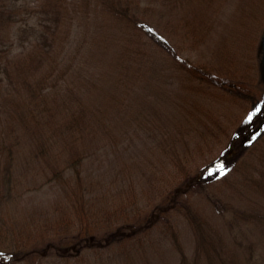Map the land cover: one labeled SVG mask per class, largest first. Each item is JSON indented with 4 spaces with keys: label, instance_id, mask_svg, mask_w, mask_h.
I'll use <instances>...</instances> for the list:
<instances>
[{
    "label": "rangeland",
    "instance_id": "rangeland-1",
    "mask_svg": "<svg viewBox=\"0 0 264 264\" xmlns=\"http://www.w3.org/2000/svg\"><path fill=\"white\" fill-rule=\"evenodd\" d=\"M67 1V18L56 37L72 67L62 64L42 91L33 83L41 94L36 100L27 88L0 82V187L11 148L15 199L0 204L8 224L0 229V260L264 264V141L248 146L258 138L251 139L245 129L250 113L239 101L190 90L185 70L138 24L149 23L179 55L190 54L228 76L236 71L246 85L253 82L249 87L264 104V0ZM36 4L6 0L12 19L0 62L25 55L30 45L25 35L40 28ZM110 5L131 10L136 23H126ZM208 115L230 136L199 150L194 182H182L176 193L168 187L164 195L150 196L141 170L154 171L153 164L165 168L161 142H169L171 130L183 132L197 124L195 118ZM196 130L195 141L200 139ZM244 137L248 140L239 150ZM221 152L228 163L220 164ZM79 186L87 190L83 209L76 197ZM65 220L71 232L84 222L96 224L90 240L65 246L59 232ZM106 222L110 227L103 226ZM121 226L127 229L113 239ZM13 242L24 249L38 245L41 259L10 256Z\"/></svg>",
    "mask_w": 264,
    "mask_h": 264
},
{
    "label": "trees",
    "instance_id": "trees-1",
    "mask_svg": "<svg viewBox=\"0 0 264 264\" xmlns=\"http://www.w3.org/2000/svg\"><path fill=\"white\" fill-rule=\"evenodd\" d=\"M36 4V15L37 21L40 25V28L37 26L32 27L25 38L28 39L29 48H27L25 55L20 58L9 63L7 61L0 62V82L9 88L12 87H22L27 88L31 91V97L36 100L39 97L40 91L44 89L42 87L43 83L48 82L51 78V75L54 74L56 69H59L62 64L67 65L68 68L72 67L70 62L66 61V54L62 52V50L58 49V45L60 43V39H57L56 34L58 32L60 23L67 18V0H35ZM105 4L109 5L107 2ZM110 10H113L116 15L120 16L121 19H125L126 23H136L137 15L131 12L128 8H117L114 5H110ZM12 19V13L8 9L6 5V0H0V46H2L4 42V33L7 25L10 24ZM26 25L27 22H25ZM142 30H144L146 34L149 35V40H153V43L162 47L169 55L173 57L174 62L177 64L178 68H183L189 80L192 82L190 86V90L195 92L202 93V96L207 97V95L216 96L218 99L221 97H228L231 101L244 104V111L249 112L250 115L248 117L246 123V130L249 131L252 137L257 136L254 141H249L248 146L250 145L253 149L258 146L256 145L262 138L264 141V104H260L259 99L253 93L251 85L253 82H250L248 85L247 80L244 78L238 79L236 71H231L233 73H229L228 76L225 72H221L218 69L216 70L214 66L209 64H205L201 61H193L190 57V54H177V49H174V44H170V42L163 37L162 34L154 33V29L149 23L145 21L138 22ZM26 28H23L25 31ZM1 49V47H0ZM57 54H62L63 58ZM222 70V68H221ZM40 72L41 74L37 75ZM15 73V74H14ZM52 81V80H51ZM33 83H35L40 89L39 94L36 93L33 87ZM13 89V88H12ZM247 103V105L245 104ZM263 105V106H262ZM208 114V113H207ZM195 118V117H194ZM194 126H190L185 128V131L179 132L177 130H171V135L169 142L163 141L160 144L162 158L161 165H164L165 168L158 167L155 165V170L152 169H142L141 174L147 180L146 187L150 192V196L155 193L162 196L165 188H173V193L175 189H179V185L182 182L192 181L195 176L196 168L199 167L198 164H195L196 156L200 151H203L204 147L209 146L210 141L213 139L218 140L221 143V139L223 137H229L228 134L223 130V123L217 117H213L208 115L206 119L200 120L199 118H195ZM11 129V128H9ZM197 129V130H196ZM200 129V139L195 141L192 139L191 133L194 130L198 131ZM202 129V130H201ZM233 133V132H232ZM235 133V132H234ZM259 139V140H258ZM244 140H248V137H244L241 139L238 144V149L241 150V145L244 144ZM258 140V141H257ZM246 146V147H248ZM202 147V148H201ZM11 148H8V154L3 160L2 166V176L0 187V204L9 203L12 200V186L10 181L11 173H12V162L10 151ZM200 150V151H199ZM199 151V152H198ZM264 154V153H260ZM223 152L218 156L220 158V164L228 163L229 157L224 156ZM159 160V161H160ZM169 164V165H168ZM168 167V169H167ZM210 168V167H209ZM206 168L205 170H208ZM79 177V174L76 175ZM250 177H255L254 175H250ZM78 179V178H77ZM184 182V183H185ZM77 192V201L80 209H83L85 205V196L87 190L85 187L79 186ZM82 189V190H81ZM164 195V194H163ZM142 197V196H141ZM163 199H166L164 197ZM148 201V200H147ZM165 203L159 205V212H162ZM6 220L0 216V229L6 228L8 224H6ZM96 224H87L84 222L83 225H79L75 230L76 232H71L72 225L70 221L65 220L64 224L61 226L60 231H63L62 235H64L63 242L65 246H71L72 244L79 242H86L90 240V229L94 228ZM104 227H110V223L104 224ZM144 226V224L141 225ZM119 236L115 234L119 238L127 229V227H119ZM130 230V229H129ZM131 231V230H130ZM2 232V230H0ZM57 232V233H59ZM55 233V231H54ZM55 233V234H57ZM53 235V234H52ZM61 234H57L59 236ZM174 235V231L172 230V236ZM45 236L40 238L38 243L41 244L45 238ZM44 245H48L49 242H44ZM38 245H33L30 248L24 249L22 246H25L22 243H11L10 244V256H18L17 258H25L29 259L32 257H37L41 259V255L38 251ZM40 249H43V247ZM57 251L55 250V253ZM22 254V255H21ZM58 254V253H57ZM3 264V263H0Z\"/></svg>",
    "mask_w": 264,
    "mask_h": 264
},
{
    "label": "water",
    "instance_id": "water-1",
    "mask_svg": "<svg viewBox=\"0 0 264 264\" xmlns=\"http://www.w3.org/2000/svg\"><path fill=\"white\" fill-rule=\"evenodd\" d=\"M178 191V189H175V193ZM5 263V262H4Z\"/></svg>",
    "mask_w": 264,
    "mask_h": 264
}]
</instances>
